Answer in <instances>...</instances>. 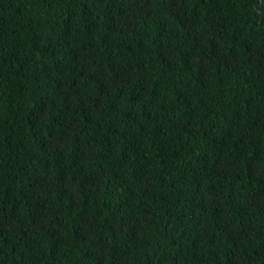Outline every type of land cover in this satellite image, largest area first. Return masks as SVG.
<instances>
[{"label": "trees", "instance_id": "16d2710c", "mask_svg": "<svg viewBox=\"0 0 264 264\" xmlns=\"http://www.w3.org/2000/svg\"><path fill=\"white\" fill-rule=\"evenodd\" d=\"M0 264H264V0H0Z\"/></svg>", "mask_w": 264, "mask_h": 264}]
</instances>
